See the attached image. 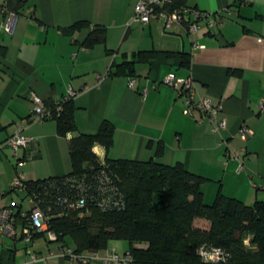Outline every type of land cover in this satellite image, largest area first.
<instances>
[{
    "label": "crops",
    "instance_id": "crops-1",
    "mask_svg": "<svg viewBox=\"0 0 264 264\" xmlns=\"http://www.w3.org/2000/svg\"><path fill=\"white\" fill-rule=\"evenodd\" d=\"M2 1L0 142L31 113V93L57 101L69 88L75 90L77 129L60 135L52 118L23 124L22 134L33 145L19 147L16 154L8 153L7 146L0 149V207L12 206L21 216L30 201L24 209L23 195L14 200L16 191L9 188L15 176L36 180L70 172L69 141L79 133L95 132L103 120L114 124L113 142L108 151L95 144L98 157L181 163L203 177L205 203L219 192L245 204L264 200V0H186L188 6L208 12L190 35L180 26L163 33L157 21L132 20L137 0H23L7 33L1 28ZM80 20L89 23L68 30ZM95 24L106 28V42L81 46ZM154 49L158 52L153 57H134L137 51ZM131 58L135 83L128 87V75L112 72ZM167 74L193 76L204 95L220 102L218 117L225 127L214 132L208 117L185 115L184 97L162 81ZM242 123L254 131L243 140L237 131ZM43 233L29 241L32 248L20 238L2 241L0 264H107L89 257L88 250L79 251L88 256L86 261L61 256L58 241L40 242L47 236ZM18 243L24 244L20 252ZM129 247L127 240L113 239L96 251L103 256L109 249L123 253ZM29 250L46 257L26 261ZM17 255L22 259L16 261Z\"/></svg>",
    "mask_w": 264,
    "mask_h": 264
},
{
    "label": "trees",
    "instance_id": "trees-1",
    "mask_svg": "<svg viewBox=\"0 0 264 264\" xmlns=\"http://www.w3.org/2000/svg\"><path fill=\"white\" fill-rule=\"evenodd\" d=\"M7 1L17 14L23 0ZM171 1V8L187 5L186 0ZM88 23L80 20L68 30ZM105 39L106 28L95 24L80 45L89 48ZM157 52L137 51L134 57L143 60ZM133 62V58L119 62L112 74L135 76ZM45 102L55 107L54 101ZM59 102L61 108L54 109L52 119L59 134L65 135L77 129L75 105L72 98ZM113 131L114 124L103 120L95 132L72 137L70 172L25 179L24 196L31 195L44 212L48 230L55 233L60 247H69L67 235L75 253L96 251L109 240L124 239L130 244V264H211L204 261L199 249L216 246L227 257L212 264H264V200L245 204L219 192L205 203L200 189L203 177L181 163L98 157L92 147L101 144L108 151ZM139 242L147 247L134 244Z\"/></svg>",
    "mask_w": 264,
    "mask_h": 264
},
{
    "label": "built area",
    "instance_id": "built-area-1",
    "mask_svg": "<svg viewBox=\"0 0 264 264\" xmlns=\"http://www.w3.org/2000/svg\"><path fill=\"white\" fill-rule=\"evenodd\" d=\"M249 1V0H247ZM132 13V20L138 22L150 24L153 21H157L161 26L163 33L173 29L174 27L180 26L187 35L195 33L199 27L201 20L208 15L206 11H200L199 9L188 6V5H176L171 8L169 4L171 0H137ZM1 9L3 11V22L1 28L4 32H12L16 23L17 14L8 7V1L3 0L1 3ZM198 47L199 45L194 42ZM162 81L170 85L176 95L184 97L183 112L185 115L194 117L195 112H198L201 117H208L212 121L214 132H218L220 129L225 127V120L218 117V112L221 109L219 101H215L209 96L204 95L199 85L194 80L193 76L186 78H178L173 74H167L162 78ZM135 83V77L131 76L128 81V87H132ZM146 92L144 89L143 94ZM76 94V91L72 88L61 98L70 99ZM30 99L34 106L28 117L16 122L15 130L6 139L0 142V149L2 147H9L12 153L16 154L19 147L26 145H33L31 137L22 134L23 124L32 122H44L54 117V109L60 110V100L54 101L55 107L51 103H46L37 93H31ZM239 138L241 140L250 137L254 131L243 124L237 129ZM236 155V154H235ZM25 177L23 174L18 173L15 179L12 181L10 187L12 189H24ZM27 201H30L29 211L22 212L21 216L15 213L12 206L0 207V244L6 239L16 241L18 238L25 242H29L35 234L41 233L42 231L47 232L50 240H55L56 236L53 231L48 230V224L45 220V214L39 208V206L33 200L31 195L27 196ZM60 255L65 257L74 258L77 260L86 261L88 256L81 253H75L70 247H60ZM199 253L205 262L217 263L223 262L227 253L220 247L212 246L205 247L201 246ZM102 258L107 264H130L132 256L129 250L118 253L116 250L109 249L108 252L99 256L97 251H91L89 257ZM46 256H41L38 252L29 250L25 255L26 261L36 262L37 260H43Z\"/></svg>",
    "mask_w": 264,
    "mask_h": 264
},
{
    "label": "rangeland",
    "instance_id": "rangeland-1",
    "mask_svg": "<svg viewBox=\"0 0 264 264\" xmlns=\"http://www.w3.org/2000/svg\"><path fill=\"white\" fill-rule=\"evenodd\" d=\"M6 149L8 150V153H10V154H12V151H11V149L9 148V147H6ZM16 192H13V193H15L14 195H15V199L14 200H16V198L18 197V196H22L23 195V197H21L22 199H21V201H22V207L24 208V209H26V208H28V206H29V201H26V199H25V197H24V191L22 190V189H18V188H16V190H15ZM12 193V192H11ZM19 194H21V195H19ZM46 234H47V232H45ZM46 234H42V235H44V236H46ZM48 238H49V236H48V234H47V236L46 237H44L40 242L42 243V242H48L47 240H48ZM66 240L70 243V244H73V242H72V239H71V236L70 235H67L66 236ZM14 242V241H13ZM32 242H28V243H26V245H28V248H30L32 245ZM23 246H24V244H20V243H18V246H17V249L19 250V252H20V250L23 248ZM32 248V247H31ZM19 255H20V253H19ZM19 259H22V257L21 256H16V261H18Z\"/></svg>",
    "mask_w": 264,
    "mask_h": 264
}]
</instances>
